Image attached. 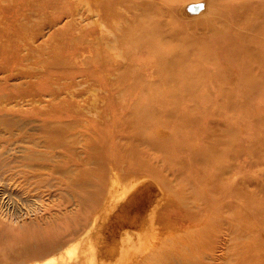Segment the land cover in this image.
Wrapping results in <instances>:
<instances>
[{
    "label": "rangeland",
    "instance_id": "rangeland-1",
    "mask_svg": "<svg viewBox=\"0 0 264 264\" xmlns=\"http://www.w3.org/2000/svg\"><path fill=\"white\" fill-rule=\"evenodd\" d=\"M263 8L264 0H0L8 243L20 248L51 225L64 233L78 209L68 193L75 180L108 189L115 181V201L141 196V213L153 209L134 246L139 259L264 264ZM22 118L28 124L7 123ZM70 230L43 258L0 264L75 261L86 246Z\"/></svg>",
    "mask_w": 264,
    "mask_h": 264
},
{
    "label": "bare ground",
    "instance_id": "bare-ground-1",
    "mask_svg": "<svg viewBox=\"0 0 264 264\" xmlns=\"http://www.w3.org/2000/svg\"><path fill=\"white\" fill-rule=\"evenodd\" d=\"M259 11L264 12V8L258 9ZM17 68L21 69V67ZM26 76H28V73L26 74L23 70L19 71L18 78ZM20 122L22 123L7 120L10 125L20 126L21 124L23 126L28 124V121L24 118ZM4 164L0 160V168ZM114 182L111 181L113 184ZM112 185L108 189L105 188L106 186L104 187L103 182L75 180L72 184L73 187H69L68 193L78 209L76 213H73L75 214L74 222L67 225L68 227H64V229L67 228L64 233L62 227L51 225L52 228L48 229L47 232L37 233L36 237L31 239L32 241L21 238L22 246L20 248H16L15 244L11 242L8 243L4 235L0 233V256L19 260L43 258L66 244V240L63 241V239L71 231V228L73 230L78 228L72 235H76L77 232L80 233L82 236L81 241L86 247L83 254L78 256L79 259L64 264H159L164 256H143L139 259V256H135L134 251L137 237L140 235L139 230L148 225L146 222L150 219L153 209L150 208L147 213H141L143 211L140 201L141 196L137 198L134 195L131 199V196L127 195L115 201ZM106 192H108V197L103 200L101 196ZM130 199L131 201L127 203ZM102 201L104 204L103 211L95 213L97 205ZM124 201L127 204H133L127 207V204L121 203ZM120 204L122 206L117 211ZM139 214H141L140 218H138ZM169 257L166 259L170 261ZM178 263L176 261V264Z\"/></svg>",
    "mask_w": 264,
    "mask_h": 264
}]
</instances>
